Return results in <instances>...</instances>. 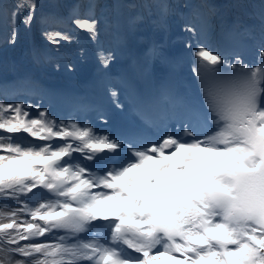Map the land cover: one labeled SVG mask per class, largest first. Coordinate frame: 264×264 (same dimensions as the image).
<instances>
[{
	"label": "bare ground",
	"instance_id": "1",
	"mask_svg": "<svg viewBox=\"0 0 264 264\" xmlns=\"http://www.w3.org/2000/svg\"><path fill=\"white\" fill-rule=\"evenodd\" d=\"M212 11L216 14H221L225 18L227 23H230L234 26H238L240 20H248L252 19V14L245 13L243 14V4L239 3L235 0H215L213 4ZM261 7H264V2L260 3ZM257 13L260 15L264 14V9L259 8ZM262 20V19H261ZM264 27V26H263ZM211 29L210 21H207L206 26H201L200 32L197 34L198 42L201 46V49L206 52V48H204L203 40L207 32ZM264 29V28H263ZM264 112V109H263ZM106 118L102 116H95L90 118L89 115L85 114L78 118L77 120L72 121V128L77 131L86 133L92 141L106 139L108 137V133L105 129L102 128V125L105 123ZM35 134V128L32 129L30 136ZM180 133L176 132L174 135V140H178ZM160 137H164V134L160 133ZM196 136L198 140L192 143H188V146L194 148V154L191 158H195V162H190L187 169L182 172H176L169 168V163L166 161L165 156L158 154L157 157L154 158L155 162L158 164V169L156 171L155 177V187L160 191H163L166 187L172 186L176 189L177 194L180 197V192L184 185H189L191 183L190 174L194 171H205L206 163L208 160L212 159L215 154H219L224 151V149L219 145V140L216 135L215 129L209 127H201L197 130ZM142 150V155L140 156V160H143L148 157L145 154L144 147H140ZM66 150L65 146H57L50 147L47 156L59 154L60 152ZM42 154L33 149V145L31 142L23 148L20 155L21 167L23 169H29L32 167L34 163H37L40 158H42ZM187 158V157H186ZM130 169L123 163L118 164V168L116 171V175L118 177H122L123 173ZM62 171L68 174L70 177H73L72 171L70 167L63 166ZM181 181V182H180ZM112 188L107 182H103V187L101 190L92 194L90 199V207L95 216L99 214H111L112 220L107 224V230L104 235H98L95 239V243L93 245H88L86 242H81L79 244H61L54 245L50 248L45 249V257L48 255L55 253L60 256H65V259L68 260H78L82 261L85 256H87V252L95 249L99 252V256L96 259L95 264H116L118 261V252L121 248H115L113 244L114 239V231H115V223L114 220L119 218L121 212L118 209V205L123 202L122 199H112L109 195V191ZM56 207L53 203H50L49 206L41 207L40 210L44 212H52ZM186 212V211H185ZM188 217V214H187ZM189 232L192 234L193 230L189 229ZM92 242V241H90ZM96 247V248H94ZM2 242L0 241V256L2 251ZM102 254V256L100 255ZM35 262H39V259L34 261L30 260L25 262L19 259H11V258H0V264H34ZM262 264H264V259L262 260Z\"/></svg>",
	"mask_w": 264,
	"mask_h": 264
},
{
	"label": "rangeland",
	"instance_id": "2",
	"mask_svg": "<svg viewBox=\"0 0 264 264\" xmlns=\"http://www.w3.org/2000/svg\"><path fill=\"white\" fill-rule=\"evenodd\" d=\"M120 3L118 2L117 5H119ZM245 15V14H244ZM33 148L35 149V147L33 146Z\"/></svg>",
	"mask_w": 264,
	"mask_h": 264
}]
</instances>
